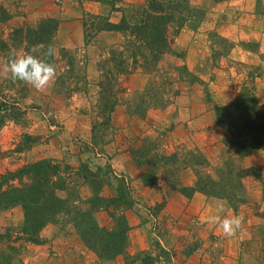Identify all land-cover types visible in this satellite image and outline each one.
Instances as JSON below:
<instances>
[{
  "label": "rangeland",
  "instance_id": "rangeland-1",
  "mask_svg": "<svg viewBox=\"0 0 264 264\" xmlns=\"http://www.w3.org/2000/svg\"><path fill=\"white\" fill-rule=\"evenodd\" d=\"M95 1L100 2L102 8L109 9V15L92 19L85 25L86 41L91 42L99 33L111 34L102 37L104 48L96 68L100 77L92 81L99 89L95 94L86 93L87 97H79L78 106L81 107L83 101L86 102L81 107L82 113H91L95 119L93 137L99 152L102 145L117 136L130 154L137 149L143 160L152 158L157 161L156 166L149 162L137 165L142 181L145 183L149 178L153 181L149 186L166 188L164 206H158L163 203L161 202L146 208L151 217L150 249L127 258V262L181 264L186 254L208 253L211 264H229L226 261L227 240L243 235L245 242L241 250L237 251L234 264H253L254 261L246 256L247 247H252L248 242L264 237V148L254 151L242 160L237 155H232L233 159H229L230 154L227 153L230 148L227 141L231 138L227 130L218 123L215 107L232 105L246 88L255 89L258 104L264 106V53L260 52L264 32L261 36H253V32L246 30L243 35L239 32V43H235L230 37L228 28L227 36L215 30L208 31L205 35L200 32L202 42L197 40L196 44L202 48L193 49L191 57L193 62L198 59L199 53L204 58L193 72L188 66L187 58L192 43L190 39L194 41L196 38L180 44L177 40L185 32L197 36L207 13L218 3L228 5L227 9L230 11L224 17L227 25L239 21L242 26L240 17L244 9H235L230 5L233 0H198L199 6L188 0L190 6L197 11L188 18L180 31V14L170 10L174 19L167 24L166 30L168 40L172 43L170 51L162 58L155 56L152 47L159 44L158 39L164 28L160 26L153 32L154 44H151L143 31H134V26L143 18L149 0ZM173 1L174 5L180 3V0ZM256 2V11L264 13V0ZM43 7L42 0H0V67L17 54H32L45 59L44 53L51 45L55 48L56 55L52 58L53 61L50 62L49 59L48 62L54 64L59 72L49 102L45 101L42 92L0 75V85L9 95L10 101H17V106L26 111L24 115L10 117L0 129V176L41 161L35 160V154L51 140V126H61L52 109L54 104L67 105L75 93H83V89L88 87V79L84 77L87 71L85 55L82 51L57 45L60 21L56 18H39ZM113 12L120 15L116 22L110 20ZM10 13H14L13 16ZM20 15L25 19H17V26L11 27L10 20ZM46 19L56 21L58 27L55 37L50 44H36L38 37L35 33L41 31ZM16 30H23V33L15 35ZM234 48H240V52H254L259 56L257 59L261 64L252 66L241 58L230 59L228 56H231ZM199 74L207 76L208 80H205L206 77L201 78ZM137 80L142 82V89H132ZM112 102L116 104L110 112ZM120 111L123 117L120 122H116L114 114ZM234 125L239 128L242 122L235 120ZM171 156L177 157L168 162L163 160L164 157ZM58 165L66 180L65 188L58 192L60 198L67 200L65 211L41 231L40 244L26 242L22 238L25 225L22 207L1 212L0 264H109L110 261L101 259L86 245L83 234L90 226L92 218L99 224V212H105L104 216L112 220L114 229L110 230L99 224L100 228L116 232L123 225H128L123 211L129 201L135 200L125 178L115 177L112 164L103 160L93 162L91 167L81 164L79 173L84 179V190L75 185L72 175L67 176L68 167L65 168L59 163ZM239 165L253 168L255 175L260 178L248 176L242 179V189L236 201L232 200L233 197H209L198 189L195 193L205 196L216 213L221 204L230 209L228 213L217 214L221 219L225 215L242 219V227L236 235L225 236L218 223H210L201 213L189 215L190 221L167 214L166 197L180 192L179 185L196 187L200 180L198 187L212 193L217 191L212 183H223V180L228 179L226 177L230 171ZM105 186L107 188L103 191ZM96 197L102 200H95ZM70 221L73 222L71 225ZM51 225L63 228L71 226L70 231L74 233V238L60 240L59 235H65L60 230L56 237L48 240L43 234ZM105 241L108 249L109 239L105 238Z\"/></svg>",
  "mask_w": 264,
  "mask_h": 264
},
{
  "label": "crops",
  "instance_id": "crops-1",
  "mask_svg": "<svg viewBox=\"0 0 264 264\" xmlns=\"http://www.w3.org/2000/svg\"><path fill=\"white\" fill-rule=\"evenodd\" d=\"M42 1H44V7L39 13V18H56L60 21L56 37L58 40L57 45L61 48L83 52L85 55L84 64L85 67L87 66V71L84 73V77L88 79L89 83L88 87L83 89L85 94L84 92L80 94L75 93V96L69 101V103H67V105L58 106L54 104L52 109H54L56 117L61 122V126H51V130H53L52 138L44 147L40 148L37 154H35V160L50 159L62 164L65 168L68 167L69 173L67 175L66 172V175H72L71 177H73V181L76 183L75 185L79 188L81 187V189L84 190L86 189V186L83 182L84 179L79 173V166L81 164L89 165L91 167L93 162L103 160L105 163L112 164L115 177L125 178L127 182L126 185L129 187V190H131L135 204L132 207L125 208L123 211V215L129 226L125 252L122 255L117 256L115 259L110 260L109 264H129L130 262H127V258H132L137 254L145 253L150 249L149 236L151 233V217L146 211V208L163 202L166 195V188L161 186L152 187L146 185L142 181L139 167L133 160L127 148L122 146V141H120V138L117 136L106 145H102L99 152L93 137L95 119L91 113H82L81 107L82 105L84 106L86 102L83 101L81 107L78 106L79 97L81 98L83 95L87 97L86 93L95 94L99 89V86L92 81L98 80L100 77L96 68L97 62L99 61L100 55L103 53L104 48V40L102 37L111 34L109 32L99 33L96 38L87 43V31L85 25L92 19L106 16L107 14L109 15V9L102 8L100 2L95 0ZM191 3L195 6L200 5L198 0H191ZM230 5H233L235 9H244L240 17L243 23L242 26H240L239 21H235L234 23L227 25L224 21V17L230 11L227 9L228 5L218 3L215 4L207 13L205 22L203 23V26L199 32H197V36H195V34L191 35L188 32H185L182 33L177 40V43L180 44L182 41H187L190 38H196L194 41L190 39L192 43L190 44V49L188 50L189 54L187 63L191 71L194 72L197 68V65L201 64L200 60L204 58V55L201 56L199 53L198 59L193 62V57H191L193 49L198 50L199 48H202L201 45L198 47L196 44L197 40L202 42L201 33L206 34L208 31L215 30L221 35L225 34V36H227L228 28L230 37L235 40V43H239V32H241V35H243L246 30L248 32H253V36H261L262 32H264V13L256 11V0H233L230 2ZM230 8L233 7L230 6ZM10 14L13 16L14 13ZM119 16V13L113 12L110 20L112 22H116L117 19H119ZM19 18L25 19L21 15L14 16L10 20L9 25L11 27L17 26L18 21L16 20ZM263 44L264 40L262 41L260 47L261 54L264 53ZM239 49L240 48H234L232 50L231 56L228 57H230V59L241 58V60H243L246 64H250L252 66L261 64L259 59H257L259 56L254 52V54L250 51L246 52V50L244 52H240ZM200 52L204 53L203 50H200ZM56 72L58 75L59 72ZM199 76L203 79L206 77L207 79L205 80H208V77L204 76L203 74H199ZM57 77L58 76H56V79ZM56 79L51 87L42 92L46 99L45 101L48 100L49 102V96L54 90ZM142 85V82L137 80L136 83L133 84V88H131L142 89ZM52 95L54 96L55 93ZM225 104H227V102L223 103V105ZM50 105L52 106L53 103ZM122 117V111L116 112L114 114V120L116 122H120ZM114 187L116 189V186ZM106 188L107 186L103 188V191L106 190ZM103 196H106V193H103ZM166 210L167 214L170 213L175 218L180 217L184 221H190V216L195 213L203 214L207 217V220H209V217L218 216L217 214H219V211L216 213V210L213 208L211 202L207 200L205 196L199 193L195 194L189 199L183 196L180 192H174L169 197H166ZM104 213L105 212H99L97 217L100 226H104L110 230H113L114 227H112V220L108 218V216L105 217ZM72 223L73 222H71L70 225ZM69 227L70 228H63L61 226L51 225V227L44 231L43 237L51 240L60 233V230H62V232H65V235L60 234V240H63L67 237L74 238V233L72 234V231H70L71 226ZM245 235L247 236V234ZM243 242H245L243 235H239V237H234L227 240V263H235V255H237L236 253L238 250H241ZM248 243L252 247H247L246 249L247 258L254 261L253 264H264V237L261 239L257 238V241H249ZM182 259L183 260L181 261V264H211L208 253H194L191 255L186 254V256H183Z\"/></svg>",
  "mask_w": 264,
  "mask_h": 264
},
{
  "label": "trees",
  "instance_id": "trees-1",
  "mask_svg": "<svg viewBox=\"0 0 264 264\" xmlns=\"http://www.w3.org/2000/svg\"><path fill=\"white\" fill-rule=\"evenodd\" d=\"M173 2V0H149L147 7L144 9L142 20L134 26L135 32L138 30V32L143 31L147 34L151 44H154L155 33L153 34V32L160 26L164 28L158 39L159 44L155 48L152 47L157 58H162L170 51L172 42L168 40V30H166L167 24L174 19L173 12L170 13V10L178 11L180 14L179 31L183 29L188 18L197 11L190 6L188 0H180V3L175 5ZM57 27L54 19H46L41 26V31L35 33L38 37L36 44H50L53 37H55ZM22 33L23 30L15 31V35H21ZM52 58H50V62ZM17 103V101H10L9 95L5 93L0 85V129L10 117L26 114V111L18 107ZM115 104L113 102L110 104V112L114 109ZM215 112L218 123L227 130L231 138L227 141L230 148L227 153V155L230 154L229 159H233L232 155H237L242 160L254 151L264 148V106L258 104L255 89L246 88L232 105L216 106ZM235 120L242 122V126L235 127ZM241 130H248L249 132L242 133ZM139 152L137 149L131 151V155L138 166L142 165L143 162H149L156 166V160L152 158L143 160L142 154ZM176 157H166L167 159L164 157L163 160L168 162ZM61 174L57 162L44 159L35 164L25 165L15 172L8 171L0 176V213L22 207L25 218V225L22 229L24 241L32 244L42 243L41 231L65 211L67 200L60 198L58 195V192L66 186V180ZM255 174L253 168H244L239 165L230 171L226 177L228 179L223 180L224 184L212 183L217 191L211 193L202 187H198L200 180H198L196 187L179 185L178 190L187 198H191L199 190L209 197L210 195L218 199L233 197L232 200L236 201L242 189L241 180L248 176L260 178ZM145 183L152 185L153 181L147 178ZM201 185L203 186L202 183ZM99 198L96 197L95 200ZM239 202L243 203L242 201ZM164 203L158 206L162 208ZM134 204L135 201L132 200L126 205L132 207ZM76 225L79 226L77 222ZM98 225L96 220L92 218L90 226L83 234V241L86 245L103 260L110 261L122 255L127 244L129 226L122 224L121 229L119 228L116 232H109ZM105 238L109 239L108 249L105 246Z\"/></svg>",
  "mask_w": 264,
  "mask_h": 264
},
{
  "label": "clouds",
  "instance_id": "clouds-1",
  "mask_svg": "<svg viewBox=\"0 0 264 264\" xmlns=\"http://www.w3.org/2000/svg\"><path fill=\"white\" fill-rule=\"evenodd\" d=\"M36 49H33L35 51ZM56 55V50L49 45L44 53L45 59L38 58L32 54H17L10 57L2 67L0 75L13 82H22L38 92H43L54 83L57 72L54 64L48 60ZM218 211L228 213L230 209L225 208L223 204L218 206ZM210 223H218L219 229L225 236H234L242 227V219L238 216L232 217L225 215L221 219L219 216L209 217Z\"/></svg>",
  "mask_w": 264,
  "mask_h": 264
}]
</instances>
